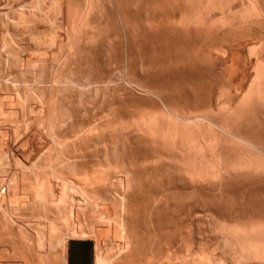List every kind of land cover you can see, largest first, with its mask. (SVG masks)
Masks as SVG:
<instances>
[{
  "label": "bare ground",
  "instance_id": "1",
  "mask_svg": "<svg viewBox=\"0 0 264 264\" xmlns=\"http://www.w3.org/2000/svg\"><path fill=\"white\" fill-rule=\"evenodd\" d=\"M52 1L0 0V264H264L258 46L213 37L218 2L190 16L193 0Z\"/></svg>",
  "mask_w": 264,
  "mask_h": 264
},
{
  "label": "rangeland",
  "instance_id": "2",
  "mask_svg": "<svg viewBox=\"0 0 264 264\" xmlns=\"http://www.w3.org/2000/svg\"><path fill=\"white\" fill-rule=\"evenodd\" d=\"M47 1H50V0H47ZM52 1V0H51ZM56 1H58V0H56ZM56 1L55 0H53L52 2H55L56 3ZM61 1V3H64L63 1L64 0H60ZM198 0H193V2H191V4H189V5H187V4H185L183 7H184V9H186V15H189V14H191L190 16H193V15H198V13H199V11L200 10H202L203 9V6L205 7V4H200V2L198 3L197 2ZM203 1H206V2H208V4H209V7L212 5V7L214 6L213 4H217V2L219 3L218 5H216V6H214L215 8H214V10L212 11V13L211 14H209V17H210V20H208V21H206V23H205V21H202L203 23V26H211L212 24L213 25H215L216 27H217V33H215V34H217V35H214L213 37L214 38H218V40L217 41H222L223 40V36H225V38H227L228 36H233V34H236V33H238V32H245V35H246V37H245V39L248 41V42H250V43H253V47L255 48L256 46H258L257 48H255L256 50H254V52L256 53V55H258V57L260 58V59H262L263 60V62H264V0H260V2H261V5H262V7H263V12H261V14L263 15H254V14H251L250 12H248V10L250 11V5L248 4L251 0H221V2H220V0H202V2ZM210 1V2H209ZM215 1V2H214ZM249 1V2H248ZM195 2V3H194ZM195 4V5H194ZM226 5V6H225ZM243 5V6H242ZM187 6V7H186ZM192 8H191V7ZM221 8H220V7ZM242 6V7H241ZM227 7V8H226ZM246 7V8H245ZM246 9V11L248 12L247 14H246V17H245V15H244V17L245 18H243V19H240V13L241 12H239V11H241V9L243 10V9ZM49 9V10H48ZM48 9L46 10V12H44V13H42V15L43 14H46V16H47V14H48V16L46 17L47 19H49L50 20V18L53 20L54 18H52V16H53V14L55 13V12H52V11H54V8H53V6L52 7H48ZM188 9H190V10H188ZM220 9H223V11L225 12H229V10H230V12H231V14H230V12L229 13H224L223 15L221 14V10ZM218 11V12H217ZM234 12V13H233ZM237 12V13H236ZM233 13V14H232ZM249 13H250V15H251V17H250V15H249ZM49 15L51 16V17H49ZM56 16V14H54V17ZM222 16V17H221ZM248 16V17H247ZM256 16L258 17V18H256ZM43 17H44V15L42 16V18H40L39 20H40V24H41V26L43 27V29L45 28L44 26H46L47 27V25L49 26V25H55V24H53V22H52V20H50V22H49V20H47L48 22H49V24L46 22V19L44 20L43 19ZM219 17H221V18H219ZM226 18V19H225ZM233 18V19H232ZM220 19V21H218ZM224 19V20H223ZM229 19H230V21H229ZM245 19V20H244ZM42 20V21H41ZM217 20V21H216ZM228 20V21H227ZM232 20V21H231ZM243 20V21H242ZM222 21H223V24L224 25H226L225 27H223L224 25L222 24V26H220V28H219V23L221 22L222 23ZM224 21H226V22H228V23H226V22H224ZM211 22V23H210ZM232 22V23H231ZM188 23V22H187ZM193 22H191V23H189V24H192ZM209 23H210V25H209ZM226 23V24H225ZM140 24H144V23H140ZM139 24V25H140ZM147 24H160V23H158V22H152V23H147ZM193 24H195V25H198V23L196 24V23H193ZM201 24V23H200ZM206 24V25H205ZM230 27H229V26ZM233 26V27H232ZM55 27H57V25H55ZM230 28V29H229ZM235 30H234V29ZM241 28V29H240ZM222 29V30H221ZM220 30V31H219ZM230 32H231V34H230ZM225 33V34H224ZM218 34H219V36H218ZM228 34V35H227ZM221 37V38H220ZM258 43H259V45H258ZM257 44V45H256ZM253 48V49H254ZM253 52V51H252ZM253 52V53H254ZM254 53V54H255ZM246 72L247 73H253V65L250 67V66H247L246 67ZM250 72H249V71ZM246 72L245 73H243V71L241 70V69H238L237 70V72H235L234 74H233V76H232V79L233 78H235V79H233V84H232V86L234 87V88H236L235 90H238L240 87H244L245 89H246V87H247V85H248V83H249V80L248 79H246L245 78V75H246ZM26 77H29V76H24V78H25V80L26 81H29V84H28V82H25V80L23 81V82H25V83H23L22 82V80H23V77H17V78H11L12 79V81H13V79L14 80H17V81H19L20 82V78H21V82H20V85H17L16 86V88H15V85H13V84H11L10 86H12L11 88H15V89H23V90H30L29 88H31V85H32V80H34V77H32V76H30L31 78L29 79H27ZM19 78V79H18ZM10 79V78H9ZM31 80V81H30ZM216 80V81H215ZM239 80V81H238ZM244 81V82H243ZM23 83V86L21 85ZM27 83V84H26ZM209 83H210V85H212V90L214 91V93H215V99L216 100H218V101H222L223 100V93H222V80L219 78V77H216V78H214L212 81H209ZM241 83H242V86H241ZM25 85H27V86H30V87H27V86H25ZM10 86H9V88H10ZM20 86V87H19ZM8 88V86H7V89H9ZM28 88V89H27ZM216 88V89H215ZM244 88H243V90H244ZM14 89V90H15ZM10 91H11V93H12V89H9ZM234 90V89H233ZM14 92V91H13ZM2 93V94H1ZM4 95H5V91L3 90V92H2V90H0V97H4ZM122 95V94H121ZM61 95L59 94V97H60ZM3 103L4 104H6V103H8L7 101H6V99H4L3 100ZM74 105H76V106H74ZM73 106L74 107H76V108H79V109H77V110H81L80 111V113H79V115L81 116V118H79V117H77V119H81L82 121H83V123H84V121H87V119L86 118H88L87 116H89V119L88 120H90L91 121V119H92V121L90 122V124H92L95 120V116H97V114H94V115H92V116H94V117H91L90 116V114H92V111H91V113L90 112H88V109H90L89 107H91L92 105H90L89 103H88V105H89V107L86 105H84L83 104V106H81L82 104H74ZM78 106V107H77ZM81 106V107H80ZM96 106V105H95ZM87 107V108H86ZM75 108V109H76ZM86 109L87 110V116H85L86 114H84V116L85 117H83L82 115H83V113H81V112H86V111H83V109ZM92 109H93V106L91 107ZM100 108V107H99ZM96 108L95 109V107H94V110H93V112L96 110V112H99V117H97V118H101V116H104L106 113H108V110H104L102 107V109L100 108ZM92 109H90V110H92ZM104 110V111H107V112H104L103 113V111H99V110ZM138 110H141V109H144V110H149L147 107H143L142 105H138V108H137ZM122 111H124V110H122ZM100 112L102 113V114H104V115H102V114H100ZM82 114V115H81ZM89 114V115H88ZM78 115V116H79ZM106 116V115H105ZM91 117V118H90ZM84 118V119H83ZM216 117H214V119H215ZM80 120V123L82 124V121ZM87 122H89V121H87ZM87 122H85L86 124H87ZM78 123H79V120H78ZM80 123L79 124H77L78 126L80 125ZM84 123V124H85ZM84 124H83V126H84ZM85 124V125H86ZM75 125V124H74ZM76 125V126H77ZM82 126V125H81ZM82 126V127H83ZM207 131H208V129H207ZM147 140H140V144L141 145H144V144H146L147 142H146ZM98 148V147H97ZM97 148H94L93 149V147L91 148V150H92V152L91 151H89L90 153H91V155H93L92 153L94 152L95 153V155H96V152L97 153H99L98 151H96V150H100V149H97ZM89 150H90V148H89ZM93 150H95V151H93ZM86 151H88V150H86ZM89 152H87L88 154H89ZM86 153V152H85ZM87 153H86V156H88L87 155ZM98 155V154H97ZM96 155V156H97ZM84 156H85V154H84ZM85 156V157H86ZM94 156V155H93ZM84 158V157H83ZM89 158V157H88ZM90 158H91V156H90ZM89 158V159H90ZM92 158H95V157H92ZM90 159V162H94V160H95V164L96 163H98L99 161H100V159H96V158H98V156L93 160V159ZM151 158H153V157H151ZM89 159H87L86 158V162L84 161V163H87V162H89ZM84 160V159H83ZM91 160H93V161H91ZM98 162H97V161ZM155 160V159H154ZM94 163H92V164H94ZM89 165H91L90 163H88ZM145 166L146 165H144L143 163H142V160H138L137 162H136V164H135V170L138 172V173H141L143 170H144V168H145ZM168 166L167 165H165V164H163V166L161 167L162 168V170L164 169V168H167ZM165 170V169H164ZM160 193V192H159ZM196 204L195 203H193V204H191V205H189V209H193V207L195 206ZM199 217H196V220L197 221H202V219L204 218V217H201L203 214H201V213H199V214H197ZM185 231H183V237L185 236V233H184ZM181 241H183V242H181ZM181 241H179L178 243H177V247H178V249H180V251H181V254L182 255H184V253H185V250H186V248H185V243L184 242H186V237H184ZM182 244V245H181ZM95 250L96 251H98L99 253H95V255H94V258L96 259V260H98L99 262H101L100 261V259L102 258V260H103V256H102V251L104 252V253H106V251H104V250H102V248H100V247H95ZM101 253V254H100ZM137 253H139L140 254V252H137ZM79 254H81L80 252H79ZM87 254V253H86ZM87 255H90V254H87ZM73 263V262H72ZM143 263V262H142ZM124 264H127V263H124ZM128 264H131V263H128Z\"/></svg>",
  "mask_w": 264,
  "mask_h": 264
}]
</instances>
